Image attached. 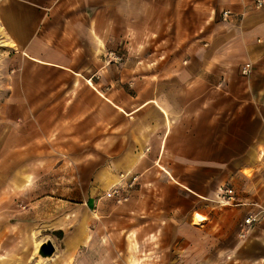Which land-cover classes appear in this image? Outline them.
<instances>
[{"label": "crops", "instance_id": "1", "mask_svg": "<svg viewBox=\"0 0 264 264\" xmlns=\"http://www.w3.org/2000/svg\"><path fill=\"white\" fill-rule=\"evenodd\" d=\"M257 1L0 0L1 57L17 74L4 106L21 121L10 130L69 155L52 179L4 174L0 264H264ZM109 50L124 61L107 63ZM127 172L138 185L118 205L105 193ZM226 184L238 203L222 200ZM47 239L56 251L41 258Z\"/></svg>", "mask_w": 264, "mask_h": 264}, {"label": "rangeland", "instance_id": "2", "mask_svg": "<svg viewBox=\"0 0 264 264\" xmlns=\"http://www.w3.org/2000/svg\"><path fill=\"white\" fill-rule=\"evenodd\" d=\"M1 54L2 52L0 51V177L2 178V176L5 173H7L8 174L7 177L11 176L13 180H15V178L25 179L29 177L30 178L41 177L43 179H52L53 177H55L53 174L54 169L52 168L54 164L58 162L59 158H60V162L67 160L66 156L69 155H62V154L59 155V154L50 153L49 152L50 148L48 147L44 149L43 153H40L37 151V149L39 148L38 146H33L32 148L31 147L29 148L26 139L23 140V138L20 136L21 133L19 131L16 133L15 131L10 130L12 126H13V130H14V126L15 127H17V125L20 126L21 121L18 118L20 112L17 109V107L15 108L10 106L7 107L4 106V98L6 96L5 94H8L9 92V90L7 91L5 88L4 80L7 77V79L10 78L14 82L17 77L16 76L17 74L11 72L14 66L10 63L8 64V62L5 63L4 61L5 59L1 57ZM5 68L8 69V72L10 70L9 74H6ZM7 136L9 137V140H11L12 146H9V148L6 149L5 141ZM43 161L44 163H41L40 166V163L38 164V162H43ZM37 167H40L39 170ZM58 173H60L61 179L59 185L55 187V190L56 188H60L61 191H66V192L69 191L72 187L67 185L70 183L69 182L70 180L68 179L74 175L75 171L71 170L70 173L69 169L63 168L60 169ZM7 177L4 175L3 180H0V182L1 183L5 182ZM226 185L233 186L232 184H226ZM17 187L18 186H16V182L13 181V184L10 185L9 190L12 191L13 193H17V191L21 189ZM4 188L5 187H3L2 189ZM50 188L51 185L46 184V182L43 185L40 183V192H43L44 190L45 192L49 191ZM236 193H237V197L240 196L241 194L238 191H236ZM237 201L239 202V199ZM115 204L117 203L115 202Z\"/></svg>", "mask_w": 264, "mask_h": 264}, {"label": "built area", "instance_id": "3", "mask_svg": "<svg viewBox=\"0 0 264 264\" xmlns=\"http://www.w3.org/2000/svg\"><path fill=\"white\" fill-rule=\"evenodd\" d=\"M258 6H261L263 4V0L257 1ZM230 14V11L226 10L223 11L222 16L227 17ZM259 43H264V38L258 39ZM105 61L107 63H122L124 61V55L121 52V50H109L107 51L105 55ZM253 63H246L242 66L241 72L243 75H250L253 72ZM138 175L134 174L132 172H127L121 174V181L118 183L112 185L107 192L105 193V196L108 199L114 200L117 204H123L127 201H129L131 197V192L136 188L138 185ZM125 183H123V181ZM222 200L229 204H236L238 203L237 194L234 190V188L231 185H225L222 193ZM257 220V217L254 215L249 214L245 218V224L251 225Z\"/></svg>", "mask_w": 264, "mask_h": 264}, {"label": "water", "instance_id": "4", "mask_svg": "<svg viewBox=\"0 0 264 264\" xmlns=\"http://www.w3.org/2000/svg\"><path fill=\"white\" fill-rule=\"evenodd\" d=\"M55 246L50 239L43 242L40 246V257L51 258L55 253Z\"/></svg>", "mask_w": 264, "mask_h": 264}]
</instances>
